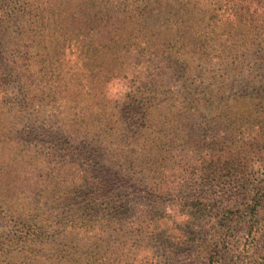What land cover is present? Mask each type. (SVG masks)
Wrapping results in <instances>:
<instances>
[{"label": "trees", "instance_id": "16d2710c", "mask_svg": "<svg viewBox=\"0 0 264 264\" xmlns=\"http://www.w3.org/2000/svg\"><path fill=\"white\" fill-rule=\"evenodd\" d=\"M18 22L19 49L3 54V40L13 35ZM156 26L169 31L170 59L183 52L177 45L191 41L194 46L187 52L197 54L201 64L213 63L226 71L220 82L209 81L203 87L209 98L187 89L181 94L170 90L166 96L152 86L158 80L146 73L142 59L145 37ZM67 48L74 54L78 50V56L87 60L84 104H76L80 107L76 112L71 110L75 106L70 90H60L69 73L61 60ZM50 51L58 57L57 64L43 65L41 60ZM36 62L42 64L41 69ZM94 68L98 77H93ZM116 79L125 85L118 96L110 92ZM231 90L234 103L227 102V114L233 125L243 124L244 137L242 141L232 138L235 146L229 147L223 167L208 166L207 181L216 177L219 182L223 171L231 182H246L244 191L249 197L246 202L229 204L236 209L223 210L206 197H191L180 204L196 211H215L211 241L199 244L194 264H223L225 255L214 252L222 234L247 224L248 213L264 208V0H0V174L3 179L14 166L28 168L22 172L21 187L7 184L5 192H0V198L7 197L6 191L25 194L19 203L10 204L6 198L0 203L4 221L0 264H135L139 243L125 248L117 259L113 234L120 244L124 237L145 241L157 236L168 247L187 244L185 230L170 226L164 213V195L174 188L172 181H163L157 174L159 153L168 136L161 133L166 128L156 120L195 117L207 108L206 102H213L217 91ZM96 110L104 113V120H138L129 143L112 154L122 163L120 168L139 169L141 179L132 177V171L130 175L122 172L126 169L116 171L118 185L107 174L97 175L93 156L100 145L96 140H89L78 124L46 121L93 120ZM240 112L244 120H237ZM253 147L263 155L256 171L249 165ZM151 148L157 150L152 155L148 153ZM134 179L143 187L132 197L124 190ZM40 198L54 202V208L41 212ZM142 198L152 202H140ZM125 209L139 210L142 215L126 222L121 217ZM63 213L66 216L61 217Z\"/></svg>", "mask_w": 264, "mask_h": 264}, {"label": "rangeland", "instance_id": "374dc122", "mask_svg": "<svg viewBox=\"0 0 264 264\" xmlns=\"http://www.w3.org/2000/svg\"><path fill=\"white\" fill-rule=\"evenodd\" d=\"M17 24V27L13 26L12 28L13 35L11 34L10 37L3 40V46L1 48L3 54H5V51L14 53L19 49L18 42L20 39L16 31L21 23L18 22ZM167 33H169V31L166 29V26H156L155 28L153 27L145 37L146 42L144 46L146 47V53L142 61L143 64L147 66L144 67L146 73L152 74L150 75L151 78H157L158 80V82L154 83L155 85H152L154 88H158L168 96L171 94L169 93L170 90L175 91L177 94H181L185 89H187L186 92H190L191 90L202 92L203 87H206L209 81H214V83L221 81L226 71H223L219 66H214L213 63H209L207 66L204 62L201 64V60L197 54L192 51L187 52L194 46L191 41L177 45V47L181 46L184 48L182 49L183 52L180 54L175 53L176 55L174 54L170 59V47L167 45ZM78 54V50L77 53L74 54L73 52L70 53L67 48L65 55L61 57L62 64L69 73L65 75L67 81L61 83L60 90H70L72 94L70 99L75 106L71 107L73 112L80 110V107L84 104L85 72L88 71L86 66L87 60L81 55L78 56ZM107 58L110 57L106 56V64L109 63ZM57 59L58 57H56L54 52L50 51V54H47L45 60H40L44 61L43 65L47 63L56 65ZM101 60L103 61L104 58H101ZM97 63H99L98 60ZM41 68L42 64L38 62L37 69L39 70ZM126 69L128 70V67ZM211 71L214 73V77L211 76ZM73 72H76V74L71 76ZM94 74L98 77L97 68H94L93 77ZM129 75L130 74H128V76ZM93 77L89 79L91 80ZM237 78H239V76L233 79L235 84L239 82ZM100 79L102 82L104 78L102 77ZM205 81L206 83H204ZM94 84L95 81L93 85ZM124 86L125 85L119 83L116 79L110 86V92H112V95L118 96L117 93H119ZM209 87L216 88L215 85ZM234 92V90H231L227 91L225 94H221L217 91L218 95L214 98L213 102H206L205 105L207 108H203L195 117L179 115L176 120H156V122H159L158 125L166 128V131L162 130L161 133L164 132L163 134L168 136L166 146L163 148L161 147L159 153H162V157L157 165V174L163 181H167V179L172 181L171 186L174 188L171 192L164 195V213L169 217L167 222L170 226L179 225L180 228L185 230V234L187 235L186 241L188 243H173V246L168 247L165 240L162 239L163 237L157 236L154 239L145 241L142 239L135 240L134 237L131 241H128L127 238L124 237L120 244L114 239L115 236L113 234L111 242L114 243L113 250L116 252L114 256L117 259L121 257L120 255L125 248H134L137 242L140 245V252L138 260L133 262L135 264H194L195 259L200 254V252H197L199 244L205 239L211 241L213 232H210V228L215 219V211H196L180 204L186 203L191 197H206L217 203L223 210H226L227 208L236 209V205H229L235 204L234 201L236 203H241L248 200L249 192L247 191L248 193H246L244 191L246 182H241V184L231 182L228 177L229 175H224L223 171L219 174V182H217L216 177H214L211 182L207 181L210 179H207L209 175L208 166L211 167L216 165L223 167L224 162L229 156V147L235 146V144H231L233 143L231 142L232 138L242 141L244 137V129H242L243 124L233 125V119L230 118V114H227L228 108H226V105L227 102L231 104L234 103V101H230L234 98ZM198 96L205 99L209 98V95H206L204 92L200 93ZM76 104L80 107H77ZM109 105L113 106L112 102L109 103ZM100 106L104 107V104ZM112 108L113 107H110L108 109V113ZM98 110L94 112L93 120L46 121L57 125L61 123L78 124L84 134L90 136L88 137L89 140H96L95 142L98 143L97 146L100 145L97 149L98 152L93 156V164L95 168H97V175L104 176L107 174L106 177L118 185L114 175L116 171L126 169L122 172L130 175L132 171V177L134 176L135 179H141L139 169L128 168L126 166H121L120 168L122 163L112 154L117 149H123L124 146L129 143V136L135 134L136 121L138 120H117L116 118L104 120V113L98 112ZM119 110L123 111L121 107ZM122 113L124 114V112ZM236 118H238L237 120L245 119L242 117L241 112ZM232 130H238V133H232ZM129 146L130 148L133 147L132 145ZM251 150L253 151L249 155V165L252 166V168L255 167L253 170L256 171V167L261 160L260 157H263V155L257 147H253ZM156 151L155 148H151L148 153L152 155L153 152ZM156 156L157 153L151 156V158L153 159ZM240 157L244 158L243 154H241ZM244 168L245 167L241 165L240 171H243ZM26 169L28 168L23 165L14 166L13 170H8L5 173L3 179L0 174V192H5L7 184L21 187V181L24 179L22 172ZM263 170L264 169H261V172ZM134 171H137L138 174ZM135 179L130 181L124 190L125 194H129L132 197L137 196L139 188L143 187L139 186V183H136ZM19 193L20 192L16 193L18 195L17 197V195H13L6 191L5 194H7V197L5 195L0 198V203L4 202L5 198L6 202L10 204L13 202L19 203V197L25 196V194L19 195ZM210 194H212V196ZM30 199L32 198L30 197ZM40 200L42 203L40 205L42 208L41 212L54 208V202L48 204L45 200L41 198ZM140 202L147 203L152 202V200L148 201L142 198ZM171 209L176 210V212H173ZM122 212L121 217L126 220V222L136 220L138 216L142 215L138 213L139 210L135 209H125ZM160 214H162L161 211ZM63 216H66V213L61 215V217ZM244 221H246L247 224L244 223V225L228 229L227 233L222 234V237H220V239H222L221 244L216 247L217 251L214 250V252L225 255L223 264H264V208L259 206L254 214L248 213ZM3 225L4 221L0 219V227ZM178 235L179 233H177V236ZM133 236H135V234H133ZM104 248L108 249V246L104 245Z\"/></svg>", "mask_w": 264, "mask_h": 264}]
</instances>
